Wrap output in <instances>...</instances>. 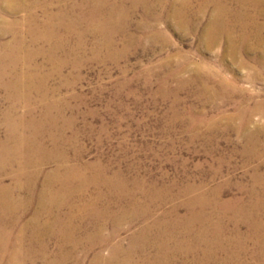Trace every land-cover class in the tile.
Segmentation results:
<instances>
[{"label":"bare ground","instance_id":"obj_1","mask_svg":"<svg viewBox=\"0 0 264 264\" xmlns=\"http://www.w3.org/2000/svg\"><path fill=\"white\" fill-rule=\"evenodd\" d=\"M118 3L0 0V264L8 253L7 264H26L22 257L31 261L34 253L45 264H67L70 259L79 264L87 257L89 264H264V175L258 169L243 195L225 199L221 185L190 183L179 188L174 182H132L109 164L86 160L82 150L72 149L73 140L63 135V109L49 95L48 76L42 73L45 64L39 59L53 57L62 26L90 25L101 12L109 17L100 21L103 28L117 11L125 13L126 7ZM208 3L216 6L208 37L222 33L220 25L231 17V8L241 12L235 19L242 32L229 37L232 54H243L252 47L251 39L260 43L264 38V26H257L250 37L255 18L248 13L252 9L264 14V0H228L239 7L205 0ZM227 33L232 35L230 29ZM33 205L32 216L23 222ZM52 243L55 250L49 256ZM79 251L84 259L77 257Z\"/></svg>","mask_w":264,"mask_h":264},{"label":"rangeland","instance_id":"obj_2","mask_svg":"<svg viewBox=\"0 0 264 264\" xmlns=\"http://www.w3.org/2000/svg\"><path fill=\"white\" fill-rule=\"evenodd\" d=\"M178 1L120 0L125 13L117 11L103 28L100 21L109 17L101 12L94 24L58 28L53 57L39 59L45 64L42 73L48 76L49 95L63 109V135L73 140L72 149L82 150L86 160L109 164L132 182H174L179 188L190 183L221 185L225 199L241 196L243 188L252 186L255 170L264 175V38L260 43L251 39V48L232 54L231 36L242 32L241 22L235 19L240 11L231 8V17L220 25L222 33L208 37L216 6L205 0ZM217 1L239 7L228 0ZM248 13L255 18L249 31L254 38L251 33L264 26V14L252 9ZM35 207L24 214L23 222ZM48 248L51 256L54 244ZM80 252L77 257L84 259ZM8 255L3 264L9 262ZM31 256V261L22 257L26 264H45L35 253ZM89 259L80 263L89 264Z\"/></svg>","mask_w":264,"mask_h":264}]
</instances>
